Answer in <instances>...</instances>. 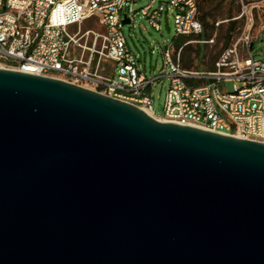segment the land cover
<instances>
[{
    "label": "water",
    "instance_id": "obj_1",
    "mask_svg": "<svg viewBox=\"0 0 264 264\" xmlns=\"http://www.w3.org/2000/svg\"><path fill=\"white\" fill-rule=\"evenodd\" d=\"M0 264H264V142L0 67Z\"/></svg>",
    "mask_w": 264,
    "mask_h": 264
},
{
    "label": "built area",
    "instance_id": "obj_2",
    "mask_svg": "<svg viewBox=\"0 0 264 264\" xmlns=\"http://www.w3.org/2000/svg\"><path fill=\"white\" fill-rule=\"evenodd\" d=\"M136 1L0 0V67L88 87L160 120L264 142V61L252 55L251 27L210 70L183 67L181 48L176 54L172 42L166 46L170 86L164 112L157 115L150 91L163 75L147 76L123 30L135 19ZM170 11L177 34L202 31L198 0H149L140 12L160 29L163 12ZM125 18L130 22L123 23ZM208 41L214 39L201 42ZM227 82H234L232 90L224 87Z\"/></svg>",
    "mask_w": 264,
    "mask_h": 264
},
{
    "label": "rangeland",
    "instance_id": "obj_3",
    "mask_svg": "<svg viewBox=\"0 0 264 264\" xmlns=\"http://www.w3.org/2000/svg\"><path fill=\"white\" fill-rule=\"evenodd\" d=\"M149 0H138L134 4L135 19L123 28L130 49L139 55L142 69L149 78L163 75L156 79L151 87L153 108L157 115H162L167 98L170 79L166 76L169 70L164 69L163 51L177 36L174 14L163 12L160 29L155 28L141 14V8ZM201 13H206L208 31L211 33L209 40L199 42L192 38L191 44L180 50V58L186 62L193 60L192 66L196 69H210L213 61L217 59L226 47L224 36L230 23L234 22L232 41H235L245 30H250L253 42L251 49L255 59L264 61V0H199ZM244 14L240 18L239 15ZM90 22L86 27H92ZM154 51V52H152ZM179 50L175 53L177 54ZM197 51L198 53L197 55ZM182 63V62H181ZM240 85V84H238ZM228 90L234 88V82L224 83Z\"/></svg>",
    "mask_w": 264,
    "mask_h": 264
},
{
    "label": "trees",
    "instance_id": "obj_4",
    "mask_svg": "<svg viewBox=\"0 0 264 264\" xmlns=\"http://www.w3.org/2000/svg\"><path fill=\"white\" fill-rule=\"evenodd\" d=\"M198 4H199V0H198ZM206 15H207L206 13H201L200 5H199V20L202 23V31L200 33L177 34L176 38L172 41L173 48H174L175 52L177 50H179L180 48H181V50L187 48L191 44V42H189V41L192 38H196L199 42L209 40L211 33L208 31V22L206 21ZM234 23H235V21L229 24L227 31H226V34L224 36V41H225L226 47H228L232 43L231 42L232 38H233L232 37V30L234 27L233 26ZM198 53H200V52L197 51V55H198ZM180 61L182 62L181 64L183 67L189 68V69H196L195 67H189V66H192V63H193L192 59H189L186 62L184 59L181 60V58H180ZM215 61H213V64H211L210 69H212L214 67ZM210 69H206V70H210Z\"/></svg>",
    "mask_w": 264,
    "mask_h": 264
}]
</instances>
